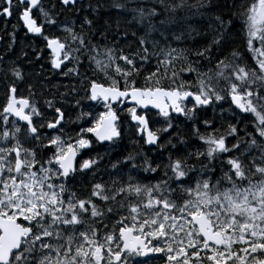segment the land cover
Segmentation results:
<instances>
[{
	"label": "snow or ice",
	"instance_id": "1",
	"mask_svg": "<svg viewBox=\"0 0 264 264\" xmlns=\"http://www.w3.org/2000/svg\"><path fill=\"white\" fill-rule=\"evenodd\" d=\"M0 21V264H264V0Z\"/></svg>",
	"mask_w": 264,
	"mask_h": 264
},
{
	"label": "flooded vegetation",
	"instance_id": "2",
	"mask_svg": "<svg viewBox=\"0 0 264 264\" xmlns=\"http://www.w3.org/2000/svg\"><path fill=\"white\" fill-rule=\"evenodd\" d=\"M12 23H15V21L13 20ZM2 24H3V22L0 21V36H4V39L2 41H0V53H3V52H5L7 50L8 43H9L8 37L4 34ZM9 30H11V25H9ZM22 46L23 47L26 46V40H25L23 31H20L18 33V42H17V45H16L17 53L19 52V49ZM12 58L15 59L16 57L13 56Z\"/></svg>",
	"mask_w": 264,
	"mask_h": 264
},
{
	"label": "trees",
	"instance_id": "3",
	"mask_svg": "<svg viewBox=\"0 0 264 264\" xmlns=\"http://www.w3.org/2000/svg\"><path fill=\"white\" fill-rule=\"evenodd\" d=\"M104 13L105 14L102 15L101 23H103L105 20H107V21H109L110 23L113 24V27L115 26V21H117L118 19H120L121 23H123L122 17L118 16L114 9L111 10L110 14H107L108 13L107 4H106V7L104 9ZM131 30H134V29H131ZM129 43H132L131 38L129 39Z\"/></svg>",
	"mask_w": 264,
	"mask_h": 264
}]
</instances>
